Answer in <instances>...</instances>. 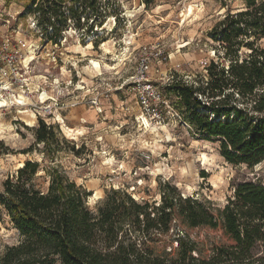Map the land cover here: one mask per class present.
<instances>
[{"label": "rangeland", "instance_id": "374dc122", "mask_svg": "<svg viewBox=\"0 0 264 264\" xmlns=\"http://www.w3.org/2000/svg\"><path fill=\"white\" fill-rule=\"evenodd\" d=\"M189 5L194 12L186 15ZM244 6V0H63L65 25L53 14L50 18L61 27L60 34L52 32L55 43L42 35L46 30L40 21L48 12L36 11L30 0H0V39L25 40L34 95L24 107L0 110V189L27 160L41 165L36 183L42 187L48 183L43 168L54 166L90 191L86 205L93 211L111 189L158 202L168 185L184 197L223 207L236 183L264 185V160L252 167L227 162L216 139H203L183 121L166 88L173 79L205 81L210 60L227 65L211 29ZM258 44L264 48V39ZM141 60L149 65L146 81L165 97L156 115L137 102L133 81ZM46 87L57 97L50 115L30 106L48 103L37 96ZM91 99L99 102L101 112L90 106ZM39 121L53 126L55 148L48 155L35 141ZM17 241L16 229L6 217L0 219V255ZM252 256L240 264H264V243L256 244Z\"/></svg>", "mask_w": 264, "mask_h": 264}, {"label": "trees", "instance_id": "16d2710c", "mask_svg": "<svg viewBox=\"0 0 264 264\" xmlns=\"http://www.w3.org/2000/svg\"><path fill=\"white\" fill-rule=\"evenodd\" d=\"M48 1L30 3L49 13L40 26L57 35L59 21L65 25L63 0L44 6ZM244 4L211 29L227 65L210 60L205 81L173 79L166 88L195 134L216 139L227 162L252 167L264 160V48L258 44L264 39V0ZM52 14L59 21L50 20ZM55 35L46 38L55 41ZM53 136V126L39 121L35 141L46 155L55 148ZM40 168L27 160L2 183L0 219H8L18 241L4 248L0 264H240L264 243V185L258 182L236 183L223 207L166 185L158 202L111 189L93 211L86 205L90 191L58 167L43 168L47 186L37 184Z\"/></svg>", "mask_w": 264, "mask_h": 264}, {"label": "built area", "instance_id": "2783aa9c", "mask_svg": "<svg viewBox=\"0 0 264 264\" xmlns=\"http://www.w3.org/2000/svg\"><path fill=\"white\" fill-rule=\"evenodd\" d=\"M53 28L49 27L45 33L51 36ZM51 34V35H50ZM47 39V38H46ZM52 42V40H48ZM56 43V42H55ZM54 43V44H55ZM26 46L24 39H14L10 36L4 35L0 39V110H7L15 106L24 107L27 103L33 101V92L31 90L32 77L29 73V66H31L32 58L29 56L30 52L25 53L23 47ZM149 65L145 60H141L138 64L136 73L137 79L133 81L138 89V104L146 113L156 115L157 104L164 102V95L155 86L148 83L145 79ZM46 78V76H44ZM81 88V87H80ZM39 97V102L45 104L40 107L36 103H31V107L36 111L38 109L45 110L47 115L52 113V107L57 105L56 99L48 94L49 87L43 88ZM60 95L61 91H57ZM52 101V102H51ZM167 101V99H166ZM95 99H91L90 106L94 107L97 112H101V105ZM51 104V105H50ZM53 104V105H52ZM28 111L27 109H25ZM44 112V111H43ZM34 115V112L32 113ZM40 115V114H39ZM35 116V115H34ZM46 125H50L43 121Z\"/></svg>", "mask_w": 264, "mask_h": 264}, {"label": "bare ground", "instance_id": "6f19581e", "mask_svg": "<svg viewBox=\"0 0 264 264\" xmlns=\"http://www.w3.org/2000/svg\"><path fill=\"white\" fill-rule=\"evenodd\" d=\"M193 12H194V10H193V7L191 6V5H189L188 7H187V13H186V15H191V14H193ZM76 49V51H80V52H82L83 54H85V49L84 48H82V47H76L75 48ZM95 62V61H94ZM95 64L97 65V63L95 62ZM143 119V121H144V123L148 126V120L147 119H145V118H142ZM203 158H205L204 156H203ZM23 165V163H19V165H18V167H21Z\"/></svg>", "mask_w": 264, "mask_h": 264}]
</instances>
